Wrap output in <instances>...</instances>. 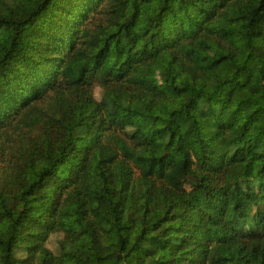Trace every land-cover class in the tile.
Segmentation results:
<instances>
[{
	"label": "trees",
	"instance_id": "obj_1",
	"mask_svg": "<svg viewBox=\"0 0 264 264\" xmlns=\"http://www.w3.org/2000/svg\"><path fill=\"white\" fill-rule=\"evenodd\" d=\"M0 264H264V0H0Z\"/></svg>",
	"mask_w": 264,
	"mask_h": 264
},
{
	"label": "rangeland",
	"instance_id": "obj_2",
	"mask_svg": "<svg viewBox=\"0 0 264 264\" xmlns=\"http://www.w3.org/2000/svg\"><path fill=\"white\" fill-rule=\"evenodd\" d=\"M161 192L157 190H153L151 194V199L153 200L155 207H158L161 200Z\"/></svg>",
	"mask_w": 264,
	"mask_h": 264
}]
</instances>
